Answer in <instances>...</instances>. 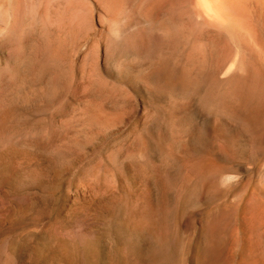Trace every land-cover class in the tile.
<instances>
[{"label":"rangeland","instance_id":"rangeland-1","mask_svg":"<svg viewBox=\"0 0 264 264\" xmlns=\"http://www.w3.org/2000/svg\"><path fill=\"white\" fill-rule=\"evenodd\" d=\"M191 1L0 0V264H264V14Z\"/></svg>","mask_w":264,"mask_h":264},{"label":"bare ground","instance_id":"bare-ground-1","mask_svg":"<svg viewBox=\"0 0 264 264\" xmlns=\"http://www.w3.org/2000/svg\"><path fill=\"white\" fill-rule=\"evenodd\" d=\"M145 1H147V0H144V3H145ZM224 1V0H223ZM222 1V2H223ZM227 1V3L230 5V7L229 8H233V10H235V12H237V16H241L243 19H244V17H245V15H247L248 14V12H252V11H249L248 10V7H249V5L251 4V3H253V4H255L258 8H262V13L264 14V0H226ZM113 2V1H112ZM112 2H109V3H111L112 4ZM218 2V1H217ZM220 2H221V0H220ZM109 3H106V4H109ZM115 3H116V0H115ZM142 3V2H141ZM224 3V2H223ZM226 3V2H225ZM226 3V4H227ZM110 4V5H111ZM121 4V3H120ZM114 4H112L111 5V7H114V9L116 8V6H113ZM116 5L118 6L119 4L118 3H116ZM215 4H214V0H202L201 2H198V1H194V0H192L191 2H190V5H189V7H188V11L187 12H189V13H191V14H194V15H196L199 19H200V23H202V24H205V25H209V26H215L217 29H220V30H224V29H227V23H228V21L230 20V18L227 20V17L225 16L224 17V15H225V13L224 14H222L223 16H221L217 11H216V6H214ZM219 6V5H218ZM221 6V5H220ZM223 6H225V5H223ZM106 7H108V6H106ZM109 8H110V6H109ZM109 8H108V10H109ZM217 8H219V7H217ZM113 8H111V10H112ZM113 9V10H114ZM220 9V8H219ZM218 9V10H219ZM226 9H227V7H226ZM230 10H232V9H230ZM233 10H232V13H233ZM110 11V10H109ZM114 11H117L116 9L114 10ZM228 11V10H227ZM226 11V12H227ZM223 12H224V10H223ZM257 12V11H256ZM255 12V13H256ZM146 13V12H145ZM229 13V16H231L230 14V12H228ZM252 13H254V12H252ZM255 13H254V17L256 16L255 15ZM258 13H259V11H258ZM258 13H257V15H258ZM124 14V13H123ZM262 14V15H263ZM146 15V14H145ZM227 15V14H226ZM250 15V14H249ZM248 15V16H249ZM260 15V14H259ZM228 16V15H227ZM236 16V15H235ZM234 16V17H235ZM244 16V17H243ZM261 16V15H260ZM264 16V15H263ZM263 16H261L263 19H264V17ZM142 17H145V16H142ZM233 17V20L235 21H240V20H242V19H240V18H238V19H240V20H237V18H234ZM250 17V16H249ZM254 17H253V19H254ZM246 19V18H245ZM252 18H250V20H251ZM259 21H260V19L259 18H257ZM232 20V19H231ZM256 20V19H255ZM254 20V21H255ZM257 20V21H258ZM245 21V20H244ZM243 21V22H244ZM252 21V20H251ZM241 22V21H240ZM239 22V23H240ZM261 22V21H260ZM259 22V23H260ZM148 24H151L152 25V22H147ZM242 23V22H241ZM245 23V22H244ZM243 23V24H244ZM255 23H258V22H255ZM258 23V24H259ZM261 24V23H260ZM259 24V25H260ZM262 24H263V21H262ZM254 25H256V24H254ZM258 25V26H259ZM253 26V25H252ZM258 26H256V27H258ZM260 27V26H259ZM262 27V26H261ZM258 29H260V28H258ZM263 29H264V27H263ZM262 28L260 29V30H262V31H264ZM160 30V29H159ZM162 30V29H161ZM260 32V31H259ZM258 32V33H259ZM240 33V32H239ZM235 34H237V33H235ZM241 34H244V33H241ZM241 34H237V40H239V42L241 43L240 45H242V47L244 46V50L246 51V53H248V55H249V57L251 58L250 60H253L254 59V62L256 61V63L255 64H258L257 63V54H255L254 53V51L251 49L252 48V46L250 45V44H252L253 45V43H251V41L249 42V40L248 39H250L251 40V38L249 37L248 39H247V37H245V36H242ZM261 34V33H260ZM259 35V34H258ZM263 35H264V33H263ZM257 36V35H256ZM260 36V35H259ZM259 36H257V39H262V38H260ZM164 38V37H163ZM255 39H256V37H254ZM254 38H252V42L254 41ZM256 39V40H257ZM135 40V39H134ZM255 42V41H254ZM238 44V43H237ZM263 44V43H262ZM241 48V47H240ZM243 51V50H242ZM244 51V52H245ZM256 52V51H255ZM244 56V55H243ZM243 61V60H242ZM242 63V62H241ZM164 64V63H163ZM259 65V64H258ZM257 65V66H258ZM259 67V66H258ZM257 67V68H258ZM257 68H256V70H257ZM260 69V68H259ZM258 69V70H259ZM241 71V70H240ZM244 71V70H243ZM243 71H242V73H243ZM160 75V74H159ZM167 81V80H166ZM172 81V80H171ZM172 84V83H171ZM159 85V84H158ZM166 86V85H165Z\"/></svg>","mask_w":264,"mask_h":264}]
</instances>
